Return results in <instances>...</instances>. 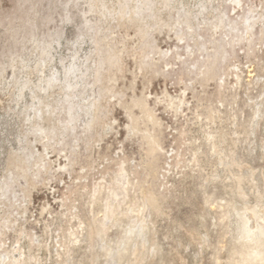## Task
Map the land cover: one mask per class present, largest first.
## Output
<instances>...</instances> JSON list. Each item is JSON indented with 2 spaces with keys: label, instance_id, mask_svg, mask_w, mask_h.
<instances>
[{
  "label": "rangeland",
  "instance_id": "obj_1",
  "mask_svg": "<svg viewBox=\"0 0 264 264\" xmlns=\"http://www.w3.org/2000/svg\"><path fill=\"white\" fill-rule=\"evenodd\" d=\"M0 264H264V0H0Z\"/></svg>",
  "mask_w": 264,
  "mask_h": 264
}]
</instances>
